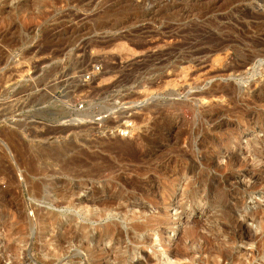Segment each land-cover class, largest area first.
Wrapping results in <instances>:
<instances>
[{
  "label": "rangeland",
  "instance_id": "374dc122",
  "mask_svg": "<svg viewBox=\"0 0 264 264\" xmlns=\"http://www.w3.org/2000/svg\"><path fill=\"white\" fill-rule=\"evenodd\" d=\"M0 264H264V0H0Z\"/></svg>",
  "mask_w": 264,
  "mask_h": 264
},
{
  "label": "bare ground",
  "instance_id": "6f19581e",
  "mask_svg": "<svg viewBox=\"0 0 264 264\" xmlns=\"http://www.w3.org/2000/svg\"><path fill=\"white\" fill-rule=\"evenodd\" d=\"M154 9V8H153ZM147 46V45H146ZM172 50H175L176 51V47H173V48H171V50H169V52H171ZM168 51V50H167ZM166 51V52H167ZM175 51H172L171 53H159V54H157V55H151V56H149L148 55V59H147V61L146 62H156V63H160L161 65L160 66H164L165 67V65H166V62H167V60H168V58L167 57H169V58H171V57H173V55L176 53ZM165 52V51H164ZM175 52V53H174ZM165 58H167V59H165ZM153 62V63H154ZM148 64V63H147ZM244 64V63H243ZM243 64L241 65V66H243ZM247 64H249V62L247 63ZM244 67H245V65H244ZM243 68V67H242ZM169 79V77L167 76L165 79ZM162 83V85H166V84H168V82H167V80L166 81H164V80H161V82H160V84ZM158 87H161V86H158ZM216 91V90H215ZM176 92H178L177 90H176V88L173 90V93L176 95ZM210 93V92H209ZM216 92H213V93H211L212 95H209V96H215V95H217V93L215 94ZM206 95H207V93H205ZM215 94V95H214ZM222 95V94H221ZM206 97V96H205ZM204 97V98H205ZM207 98V97H206ZM211 113V112H210ZM159 115H160V113H159ZM127 146V145H126Z\"/></svg>",
  "mask_w": 264,
  "mask_h": 264
}]
</instances>
